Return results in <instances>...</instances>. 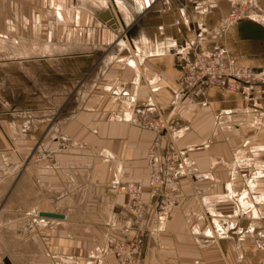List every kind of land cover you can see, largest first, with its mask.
<instances>
[{
  "label": "crops",
  "instance_id": "1",
  "mask_svg": "<svg viewBox=\"0 0 264 264\" xmlns=\"http://www.w3.org/2000/svg\"><path fill=\"white\" fill-rule=\"evenodd\" d=\"M250 1L255 18L221 34L219 23L233 8L222 0H0L9 70L19 75L15 63H22L29 81L22 100L6 106L38 109L0 111V171H15L34 149L52 152L49 163L0 185V264H116L110 249L126 233L124 187H147L154 134L132 120L144 108L177 123L174 141L187 173L164 228L144 234L138 264H230L222 243L200 237L216 214L246 224L257 217L264 196L240 192L236 163L227 162L250 155L264 125L243 93L210 87L193 98L180 90L194 48L225 46L238 65L264 68V0ZM117 22L129 27L133 50L112 46ZM31 76L39 80L34 101L25 98ZM42 87L50 92L42 95ZM63 107L73 109L65 122Z\"/></svg>",
  "mask_w": 264,
  "mask_h": 264
},
{
  "label": "built area",
  "instance_id": "2",
  "mask_svg": "<svg viewBox=\"0 0 264 264\" xmlns=\"http://www.w3.org/2000/svg\"><path fill=\"white\" fill-rule=\"evenodd\" d=\"M244 16L241 6L231 8L221 19L219 32L225 34ZM210 87L243 93L245 98L254 99L256 118L264 125V68L240 66L220 46L194 48L191 58L184 65L180 92L200 98ZM132 120L142 129L152 132L154 139L147 155L148 189L145 190L137 181L124 187L126 233L112 240L110 249L116 264H138L144 234L147 231L154 234L164 228L179 197V181L187 173L186 161L174 141L178 133L165 119L152 116L149 108H144L136 112Z\"/></svg>",
  "mask_w": 264,
  "mask_h": 264
},
{
  "label": "rangeland",
  "instance_id": "3",
  "mask_svg": "<svg viewBox=\"0 0 264 264\" xmlns=\"http://www.w3.org/2000/svg\"><path fill=\"white\" fill-rule=\"evenodd\" d=\"M224 3V6L227 5L228 7L231 5L232 7L241 6L243 10L245 11L244 18L240 21L245 20H251L255 17L251 18L252 15L249 13L251 1L250 0H222ZM239 22V23H240ZM118 26V22L116 24ZM119 32H115V42L112 44V46H121L128 48L129 41L128 34H129V27L125 28H117ZM227 33V32H226ZM123 42L121 45L120 43ZM124 43H127L124 44ZM6 45L0 44V111L1 110H7L6 103H12L11 100H22L23 98V92H24V84H27L25 82H29L28 79L23 81V76L21 75L22 70V63H15L20 64V73L19 75L13 74L12 70H9L12 68V59L10 60L8 55H6ZM228 53H231L229 51V48L222 46ZM133 50V49H129ZM97 55H103L100 51H97ZM96 60L95 62H97ZM16 67V66H15ZM64 73H66L64 71ZM84 73V74H83ZM82 73V70L79 71V82L84 79L85 72ZM30 89L31 91H27L25 94V98H30L31 101H34L38 99V96L33 95H39L40 92L38 91L39 87V80L33 76L30 77ZM28 88V86H27ZM26 88V89H27ZM43 88V87H42ZM13 91V95H12ZM31 92V93H29ZM50 91H46L45 87L41 90V94L45 95L48 94ZM84 94L80 93V100L83 99ZM5 105V106H4ZM38 109H27L25 107H15V108H9L7 111L11 112L14 111L17 115H23V111H31ZM73 109H65V107L62 108V119L63 122L67 120L68 115ZM139 110V109H137ZM56 111V110H55ZM6 112V111H4ZM38 113V112H37ZM38 115V114H37ZM54 116V115H53ZM137 126V122H133ZM168 124L178 133L177 123H169ZM140 127V126H139ZM141 128V127H140ZM142 129V128H141ZM144 130V129H142ZM146 131V130H145ZM239 146V145H238ZM43 156L45 158H43ZM233 156V157H232ZM52 160V152L51 151H41L34 149L24 157L20 159V161L16 164L15 171L13 170H3L0 171V185L2 184V181L6 179L7 176L10 174H14L15 178L19 177L22 174V171H24V168L27 166H40L44 165L45 163H49ZM228 164L236 163V167L238 168V180L239 187L244 186V190L247 191L248 195L252 198L256 199H262L264 196V135L262 134H256L254 139V149L251 151L250 155H243V153H238L236 156L231 155V158L227 162ZM148 164V162H147ZM258 169L261 170V173H258ZM9 171V172H8ZM235 172L231 176L234 177ZM249 175V176H248ZM228 175V178L231 177ZM252 181L253 185L248 186L249 182ZM135 182V181H133ZM248 187H247V186ZM247 187V189H246ZM249 188V189H248ZM145 190L148 189V178H147V187L144 188ZM229 192V187L228 191ZM254 204H256L254 202ZM256 206V216L253 220V223H242V220L239 218V220L231 221L229 219H225L222 215L216 214L213 218V220L210 222V226L203 231V235L200 237L202 240V243H206L207 241L216 243V246L221 247V250L224 252L225 258H227V261H230V264H240L244 263L247 260H252L253 264H264V202H258ZM172 209V208H171ZM225 215V214H224ZM230 253H232L234 261L231 258ZM230 255V256H229Z\"/></svg>",
  "mask_w": 264,
  "mask_h": 264
},
{
  "label": "water",
  "instance_id": "4",
  "mask_svg": "<svg viewBox=\"0 0 264 264\" xmlns=\"http://www.w3.org/2000/svg\"><path fill=\"white\" fill-rule=\"evenodd\" d=\"M112 14H113V12H112ZM39 216L51 217V218H63L64 217L62 214L46 213V212H40Z\"/></svg>",
  "mask_w": 264,
  "mask_h": 264
},
{
  "label": "bare ground",
  "instance_id": "5",
  "mask_svg": "<svg viewBox=\"0 0 264 264\" xmlns=\"http://www.w3.org/2000/svg\"><path fill=\"white\" fill-rule=\"evenodd\" d=\"M116 26H117V25H116V24H114V25H113V28H118V27H119V25H118L117 27H116Z\"/></svg>",
  "mask_w": 264,
  "mask_h": 264
}]
</instances>
